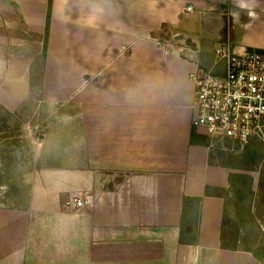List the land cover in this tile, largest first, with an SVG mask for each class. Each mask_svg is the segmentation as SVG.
<instances>
[{"label":"crops","instance_id":"obj_1","mask_svg":"<svg viewBox=\"0 0 264 264\" xmlns=\"http://www.w3.org/2000/svg\"><path fill=\"white\" fill-rule=\"evenodd\" d=\"M221 45L264 50V0H0V104L39 130L0 264H264L262 137L216 154L192 123Z\"/></svg>","mask_w":264,"mask_h":264},{"label":"built area","instance_id":"obj_2","mask_svg":"<svg viewBox=\"0 0 264 264\" xmlns=\"http://www.w3.org/2000/svg\"><path fill=\"white\" fill-rule=\"evenodd\" d=\"M188 5L186 10H192ZM225 72L194 69L189 78L195 86L193 125L210 138L246 143L253 136L264 137V50L227 45L217 48ZM87 198L72 196L66 205L77 209Z\"/></svg>","mask_w":264,"mask_h":264},{"label":"rangeland","instance_id":"obj_3","mask_svg":"<svg viewBox=\"0 0 264 264\" xmlns=\"http://www.w3.org/2000/svg\"><path fill=\"white\" fill-rule=\"evenodd\" d=\"M75 94L76 92H72L66 97L62 96V98L65 100L69 99L68 101H70L75 97ZM30 114H32L30 109L13 112L0 104V195L6 189L2 187L3 182H12L14 170L19 169L21 165L24 169V166L29 163L30 152L33 147L31 139L35 138L39 133L38 125L33 124V122L30 123ZM211 142H213V148L216 149V154L217 151L233 154L242 147L239 141L233 142L221 138L212 139ZM261 143L264 147V137H262ZM7 169L8 174L10 173L9 177H7L8 174H5V170ZM259 187L260 191L258 195L256 192L253 196L254 200L257 199V196L259 197L254 215L263 229L262 241L259 246H262L264 249V163L261 165ZM259 254L264 256V251Z\"/></svg>","mask_w":264,"mask_h":264},{"label":"trees","instance_id":"obj_4","mask_svg":"<svg viewBox=\"0 0 264 264\" xmlns=\"http://www.w3.org/2000/svg\"><path fill=\"white\" fill-rule=\"evenodd\" d=\"M50 12V11H49ZM50 14V13H49Z\"/></svg>","mask_w":264,"mask_h":264}]
</instances>
